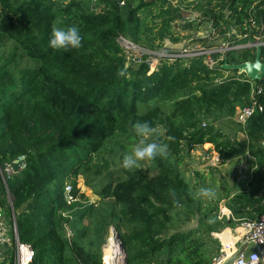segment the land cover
<instances>
[{
    "label": "trees",
    "instance_id": "trees-1",
    "mask_svg": "<svg viewBox=\"0 0 264 264\" xmlns=\"http://www.w3.org/2000/svg\"><path fill=\"white\" fill-rule=\"evenodd\" d=\"M183 4L215 27L238 28L243 37L231 44L244 47L213 53L211 68L202 55L161 56L154 70L147 56L131 62L118 37L148 51L175 52L163 42L176 40ZM187 6L185 0H126L122 6L118 0H0V167L24 157L25 167L6 183L18 238L34 251L29 264H102L110 225L125 253L118 264H211L218 249L201 228L183 230L181 223L200 211V224L222 228V198L236 217L264 214V76L253 81L222 66L254 60L249 44L264 34V0H192ZM69 25L79 27L82 46L51 49V30ZM259 58L264 61V45ZM253 103L255 111L243 125L235 121L233 134L210 122ZM137 121L162 129L154 139L166 154L153 159V174L125 171L111 178L112 159L138 139ZM204 144L219 164H238L249 153L255 167L246 189L230 196L240 186L234 178L231 189L222 187L214 204L203 207L180 166ZM81 177L96 205L80 192ZM66 186L73 201L67 202Z\"/></svg>",
    "mask_w": 264,
    "mask_h": 264
},
{
    "label": "rangeland",
    "instance_id": "rangeland-1",
    "mask_svg": "<svg viewBox=\"0 0 264 264\" xmlns=\"http://www.w3.org/2000/svg\"><path fill=\"white\" fill-rule=\"evenodd\" d=\"M89 1L91 2V0ZM191 1L192 0H185L186 6L187 3ZM183 6H184L183 11H181L182 17H180V19L174 23L175 28L173 30L172 37L176 38V40L175 41L171 39L164 40L163 42L164 47L172 49L173 51L176 52L179 50L189 49L191 47L204 46V45L208 47H215L222 49H225L227 47L241 48L239 47L240 45L233 46L234 43L231 44L233 42V38L234 40H238L243 37L240 31L238 30V28H236L233 25L230 26L228 29L226 28V26H221V25L215 27L212 25L210 21L203 20L201 18L202 17L201 13L198 11H194L191 6H187V8L185 7L184 4ZM180 21L181 23L185 22L182 26H184L187 23H190L191 25L190 27H182L181 25L177 26V23L178 22L180 23ZM200 39L202 40V42L199 41ZM260 43L264 45V34L262 36L257 35V37H255L254 42L250 43L249 46L255 47L257 45H260ZM148 52L157 53L153 51H148ZM154 66L156 65H154L153 63L152 67ZM238 74L239 73H237V75ZM210 122H214L213 125L215 127L220 128L221 130L228 132L230 134H233L234 130L238 129V125L235 122L234 116L230 117L221 114L219 116H216L215 120ZM202 123L206 124L209 123V121L203 120ZM154 130H155V134L147 138L149 141L153 140L157 136L162 135L163 131L160 127H157ZM236 136L241 137V134L238 132ZM139 139L140 137L132 141L126 152L131 148L133 144L137 143ZM211 149L212 148L210 147L209 144H204L202 147H197L196 150H194L189 156L185 158L183 164L180 166L186 171L185 176L190 181V184L196 188V195L198 196L197 198L203 202L202 204L203 207L206 206V204H210L211 206L214 204L215 200L219 197V194L222 193V189H221L222 187L224 188L227 187L231 189L234 178H236V181H238L237 167L239 164H237L236 162H227V163L219 164L218 161L214 159L213 152ZM121 160L122 158H117V157L112 159V165L109 169L111 172L110 174L111 178L124 176L125 171L130 173H134L138 171H147L150 174L155 173L153 160L141 161L140 166L131 171L124 169L121 166ZM248 185L249 183L247 182V180L244 179V181L240 182V186H238L237 189L234 191H236V193L242 192V189L240 188L246 189ZM77 186L80 192H82L86 196L88 203H93L95 205L98 203L99 201L98 197L85 184L84 179L82 177L78 179ZM201 188L211 189L215 193V195L211 197L202 196L198 193ZM225 201L226 200L222 198V200L219 202V205H223ZM200 215H201L200 211L195 212V214L189 219V221L180 224V229L186 230L196 227L201 228L204 232V236L207 243L210 246H212L214 249H218V246L220 245L219 242L212 241L210 237L213 238L212 236L213 232H221L222 230H224V228L215 229L214 227L210 228L207 227L206 225L204 226L200 224L199 221ZM236 224H238V221L236 222ZM112 229L115 231V229L111 225L108 226L106 240L102 248H104V246L107 244V239L109 236H111L110 230L112 231ZM120 260L121 259H118V261Z\"/></svg>",
    "mask_w": 264,
    "mask_h": 264
},
{
    "label": "built area",
    "instance_id": "built-area-1",
    "mask_svg": "<svg viewBox=\"0 0 264 264\" xmlns=\"http://www.w3.org/2000/svg\"><path fill=\"white\" fill-rule=\"evenodd\" d=\"M126 0H118V4L120 6L124 5ZM118 43L123 49L124 53L126 54L127 58L133 62L138 63L140 58L144 55L147 56V60H149L150 70L155 68L152 67L157 65L158 57H170L178 58V57H186V56H204L205 64L211 68L216 65V60L212 58L213 53H223L226 50L233 49L235 47H227L225 49L222 48H215V47H204V46H195L189 49H183L179 51H175L173 53L165 54V53H150L145 48L139 46L136 43L131 42L130 40L124 38L123 36L118 37ZM260 45H263L260 43ZM239 47H244L240 45ZM255 103L250 106H243L241 108H237L234 118L235 121L243 125L246 120L253 114L255 111ZM258 109L261 110V107L258 106ZM205 123H203L204 125ZM264 145V142H263ZM213 157L216 161H218V155L213 152ZM248 160H253V157L246 153L245 156L242 158L240 164L241 169H246V166L250 164L252 167L253 162H248ZM18 164L19 167L17 171L13 170V165ZM25 167L24 157H19L16 160L12 161L11 163H5L3 167H0V178L2 180L3 190L6 195V199L9 203H12V195L8 190V186L6 180L15 172L21 171ZM242 177V176H240ZM66 199L67 202L73 201L71 195H69L70 187L66 186ZM229 217L232 219V214L229 209L223 204L219 207L218 212V219H222L223 217ZM5 224L4 221V214L0 211V241H5ZM10 228L12 231V244L14 248V257L8 260L7 264H29L34 256V251L29 244L20 242L17 234L16 228V221L15 216L11 217L10 220ZM112 229L110 230L111 233H114L113 236L115 237V231ZM234 235H237L236 242L238 243V247H233L232 243H224L223 246L225 249H221L218 252V255L215 256L212 260L211 264H223L229 259L233 254H235L234 258L230 260L227 264H264V214H261L256 219H242L238 222L237 226L233 229ZM214 234V233H213ZM214 237L218 238V234H214ZM115 239L120 243L119 239L115 237ZM251 244V249H245L242 246ZM123 259V256L120 258ZM120 261H117L118 264ZM103 257H102V264H103Z\"/></svg>",
    "mask_w": 264,
    "mask_h": 264
},
{
    "label": "clouds",
    "instance_id": "clouds-1",
    "mask_svg": "<svg viewBox=\"0 0 264 264\" xmlns=\"http://www.w3.org/2000/svg\"><path fill=\"white\" fill-rule=\"evenodd\" d=\"M48 46L54 50L69 51L79 49L82 46V36L79 27L69 25L65 27H54L48 39ZM133 131L139 141L122 155L121 166L127 170H134L140 166L141 161L153 160L157 156L165 155L164 146L157 140L149 141L147 138L155 134L154 128L147 121H137L133 124ZM199 194L202 196H214L211 189L201 188Z\"/></svg>",
    "mask_w": 264,
    "mask_h": 264
},
{
    "label": "crops",
    "instance_id": "crops-1",
    "mask_svg": "<svg viewBox=\"0 0 264 264\" xmlns=\"http://www.w3.org/2000/svg\"><path fill=\"white\" fill-rule=\"evenodd\" d=\"M212 152H214V151H212ZM214 153H216V152H214ZM242 158L243 157H239V162H238L239 165L237 167V173H238V179L237 180L239 182L244 181V179L246 180L247 177L250 176L251 170L254 168L250 164H248L246 166V169L240 170L241 169L240 162H241ZM240 176H242V177H240ZM247 182L249 183V180H247ZM3 192H4V190H3ZM3 192L0 189V211L4 214V221L6 222V224H5L6 229H5V233H4L5 241H3V242L0 241V264H7L8 260L10 258L14 257V248H13V244H12V231L10 228V220H11V217L15 216V212L12 208L11 203H9L7 201L5 192H4V194H3ZM234 194H236V191L232 192L230 196H233ZM223 204L227 207L225 202ZM220 206L221 205H219V207ZM229 211L231 212L230 209H229ZM218 212H219V209H218ZM231 214H232V219L227 217V216L223 217L221 220L219 219L220 221H223L224 225H223L222 229L224 228V230H222L221 232H213L214 234H218V238L217 237L214 238V234L212 233L213 239H215V241H218L220 244L218 246V251H217L215 256L218 255V252L221 249H225V247L223 246L224 243H232V244L234 243L233 247H236V248L238 247L237 246L238 243L236 242L237 235H234L233 229L237 226V224L235 222H237V221L239 222L240 220H242L244 218L236 217L232 212H231ZM229 220H231L230 224H229ZM242 247L245 249H251L252 248L251 244L243 245ZM215 256H213V257H215Z\"/></svg>",
    "mask_w": 264,
    "mask_h": 264
},
{
    "label": "water",
    "instance_id": "water-1",
    "mask_svg": "<svg viewBox=\"0 0 264 264\" xmlns=\"http://www.w3.org/2000/svg\"><path fill=\"white\" fill-rule=\"evenodd\" d=\"M260 46L261 45L255 46L256 53H255V58L253 61H246V62H243L240 64L224 63L222 65L223 68L235 69V70H237V73H239V74L243 73L247 78H249L253 81L261 80L264 76V61L263 62L260 61V58H259ZM18 167H19L18 164H14L13 170L17 171ZM115 237L117 239H119L116 233H115ZM120 246H121V244H120ZM121 248H122V246H121ZM122 251H123V259H125L124 250L122 249ZM234 256H235V254H233L229 259H227L226 262H224L223 264H227L230 260H232L234 258Z\"/></svg>",
    "mask_w": 264,
    "mask_h": 264
},
{
    "label": "bare ground",
    "instance_id": "bare-ground-1",
    "mask_svg": "<svg viewBox=\"0 0 264 264\" xmlns=\"http://www.w3.org/2000/svg\"><path fill=\"white\" fill-rule=\"evenodd\" d=\"M113 234L111 233V236L108 237L107 244L103 248V264H116L118 259L123 256L120 243L115 239Z\"/></svg>",
    "mask_w": 264,
    "mask_h": 264
}]
</instances>
